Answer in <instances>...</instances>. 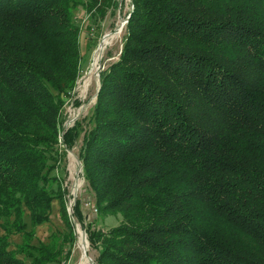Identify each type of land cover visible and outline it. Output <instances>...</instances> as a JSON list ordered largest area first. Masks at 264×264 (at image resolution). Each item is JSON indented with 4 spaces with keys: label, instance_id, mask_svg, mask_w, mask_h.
<instances>
[{
    "label": "trees",
    "instance_id": "obj_1",
    "mask_svg": "<svg viewBox=\"0 0 264 264\" xmlns=\"http://www.w3.org/2000/svg\"><path fill=\"white\" fill-rule=\"evenodd\" d=\"M132 4L90 115L65 127L81 19L101 28L118 0H0V264H65L75 220L95 264H264V0ZM76 147L88 224L67 209Z\"/></svg>",
    "mask_w": 264,
    "mask_h": 264
},
{
    "label": "rangeland",
    "instance_id": "obj_2",
    "mask_svg": "<svg viewBox=\"0 0 264 264\" xmlns=\"http://www.w3.org/2000/svg\"><path fill=\"white\" fill-rule=\"evenodd\" d=\"M118 2L119 6L117 11L113 12L112 9H109V12L103 20L101 28L99 29H91L89 27L90 19L88 15L83 16L81 19L80 24L83 29V34L86 36V44L87 42L89 43L90 39L91 40L89 47L87 48L86 46V51L84 52L81 78L78 80L74 95L70 98V100H68V104L66 106V115L68 118L67 122L65 123V127H71L76 121L90 115L91 110L96 103L98 96L97 92H99L101 88V72L106 70L112 64L116 63L120 58L123 49L124 37L126 34V25L128 24L131 12L134 9V5L132 4V0H118ZM121 25H124L121 32L122 34L119 35L118 39H116L112 45L106 47L107 50L105 49L104 51V55L100 61L101 64L99 63L98 68L94 71V59L103 39L107 35L117 33L118 28ZM78 153L79 147H76L68 154V178L65 182V186L69 191L67 209L69 215H72L76 201L80 200L82 202L83 214L86 218V223L88 224L95 220L96 213L92 194L89 191L82 176V165ZM75 222L77 243L73 249L72 257L70 260L66 261L65 264H93V261H95V258L97 257V252L92 250L89 244L90 249L88 248L89 250L85 256L84 251L81 248L82 242L80 234V230H82V232L84 230L79 222L76 220ZM53 223L51 228H49V226L40 228L38 235L40 237H47L50 229H55V226L59 225L56 221ZM118 223L119 220L113 217H107L105 220L95 223L94 226L97 228L108 229L118 225Z\"/></svg>",
    "mask_w": 264,
    "mask_h": 264
},
{
    "label": "bare ground",
    "instance_id": "obj_3",
    "mask_svg": "<svg viewBox=\"0 0 264 264\" xmlns=\"http://www.w3.org/2000/svg\"><path fill=\"white\" fill-rule=\"evenodd\" d=\"M123 27L124 25H121L119 28H118V31L117 33L115 34H112V35H107L105 36V38L103 39L102 43H101V46L99 48V50L97 51L96 53V56H95V59H94V71L98 68V65L104 55V51L106 49L107 46L109 45H112V43L118 39L119 35L122 34V30H123ZM113 33V32H112ZM122 36V35H121ZM117 42V41H116ZM114 47V46H112ZM107 50V49H106ZM101 64V63H100ZM94 74V73H93ZM92 80V79H90ZM85 85V84H84ZM88 85V83H87ZM84 87V86H83ZM87 88V87H86ZM85 89V88H83ZM86 93V92H85ZM83 111V110H82ZM77 119V118H76ZM80 228V227H79ZM80 234H82V230H80ZM79 241V240H78ZM80 242V241H79ZM81 248L83 249V251H86L88 252V250L90 249L89 248V243H86L84 244V242L81 244ZM89 248V249H88ZM85 254V253H84ZM88 258V257H87ZM83 259V258H82Z\"/></svg>",
    "mask_w": 264,
    "mask_h": 264
},
{
    "label": "water",
    "instance_id": "obj_4",
    "mask_svg": "<svg viewBox=\"0 0 264 264\" xmlns=\"http://www.w3.org/2000/svg\"><path fill=\"white\" fill-rule=\"evenodd\" d=\"M128 21V20H127ZM99 92H97V94H98ZM76 201V200H75ZM81 242L83 243L84 242V244H86V243H89L88 242V239H87V233H86V231H83L82 232V234H81ZM84 253H85V256L87 255V252L86 251H84ZM93 264H95L94 263V261H93Z\"/></svg>",
    "mask_w": 264,
    "mask_h": 264
},
{
    "label": "built area",
    "instance_id": "obj_5",
    "mask_svg": "<svg viewBox=\"0 0 264 264\" xmlns=\"http://www.w3.org/2000/svg\"><path fill=\"white\" fill-rule=\"evenodd\" d=\"M95 213H97V210L95 209Z\"/></svg>",
    "mask_w": 264,
    "mask_h": 264
}]
</instances>
